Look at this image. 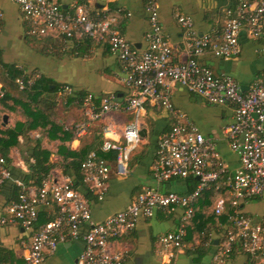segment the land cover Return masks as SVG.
I'll return each mask as SVG.
<instances>
[{
    "label": "built area",
    "instance_id": "2783aa9c",
    "mask_svg": "<svg viewBox=\"0 0 264 264\" xmlns=\"http://www.w3.org/2000/svg\"><path fill=\"white\" fill-rule=\"evenodd\" d=\"M12 1L21 11L29 36L41 38L53 34L64 41L105 43L124 73L122 81L127 93L123 101L114 94L96 97L87 93L76 98L86 116L74 125L76 136L86 134L93 122L109 113L124 111L131 117L120 140L110 138L112 124L104 123V138L99 148L89 151L82 159V183L92 195L101 199L106 193L111 169L119 176L128 173L131 154L142 139V118L149 107L166 111L172 120L169 129L156 142L153 177L158 182L196 179L195 187L186 194L143 188L123 210L100 223L92 221L89 200L68 176L52 171L37 186H22L17 181L21 185L20 193L0 214V227L17 223L33 230L30 240L23 243L21 264H41L59 244L79 237L83 249L75 264H121L122 256L111 250L110 241L134 230L139 217H150L155 209L170 211L176 207L182 209L178 225L173 231L160 235L157 242L161 249L179 250L184 245L197 199L210 189L217 191L212 206L214 214H226L229 221L220 249L212 256L213 262L226 264L237 250L252 261L263 255L264 222H252L240 210V203L264 193V71L243 91L232 76L215 74L211 67L200 63L198 57L206 52L219 58L238 56L242 30L251 38H264V0H231L222 28L201 36L195 32L190 17L177 15L183 29L186 57L180 62L173 61V50L162 30L157 0H144L148 30L144 33L142 50L133 47L115 29V16L90 14L80 6L72 12L63 11L53 0ZM40 77L39 72H33L16 78L15 84L19 90H30ZM171 84L184 87L207 104L231 108L233 119L225 126L224 136L230 151L238 158L235 170H229L214 142L173 106ZM4 94L0 83V98ZM67 97H75L74 90L60 85L56 100L61 102ZM109 153L114 154L113 159L103 156ZM0 175V183L10 177L4 167H0ZM42 208L47 209L48 214L52 210L53 217L39 224ZM210 241L209 235L198 244L207 246Z\"/></svg>",
    "mask_w": 264,
    "mask_h": 264
},
{
    "label": "crops",
    "instance_id": "0c3cea01",
    "mask_svg": "<svg viewBox=\"0 0 264 264\" xmlns=\"http://www.w3.org/2000/svg\"><path fill=\"white\" fill-rule=\"evenodd\" d=\"M53 1L63 11L72 12L75 7L80 6L90 14L98 12L115 16V29L137 50L144 48L143 37L148 30L144 0ZM157 5L162 30L173 50V61L180 62L186 57L183 29L177 21V15L190 17L193 20L195 32L201 36L222 28L225 12L231 5V0H157ZM0 12L2 13L0 70L5 66H14L27 73L39 72L45 81H51L54 85H67L81 95L91 93L96 97H102L114 94L120 100L127 93L122 81L124 73L105 43L89 41L75 48L73 40L64 41L53 34L34 39L27 34V24L18 6L12 0H0ZM127 13L130 15L126 16ZM239 44L240 53L236 57L219 58L206 52L198 57V61L211 67L217 75L232 76L240 88L246 91L264 71V38H251L242 30L239 34ZM171 102L198 127L206 138L214 142L220 158L229 170H235L238 167V158L230 151L224 136L225 126L233 119L231 108L207 104L202 98L177 84H171ZM8 103L12 102L0 103L2 128L12 127L16 121L25 120V113ZM39 103L38 107L42 108V101ZM57 104L53 112L50 110L48 119L61 124L63 128L69 125L74 126L86 118L82 106L74 97H67L66 100ZM3 116L7 117L5 124H3ZM130 119V115L124 111L112 112L93 122L86 134L66 140L51 138L38 130H26L23 135L18 136V144L9 149L11 165L27 172L26 150L34 140H40L42 146L50 151L53 161L59 159L56 154L59 148L64 151V147H67L74 152H82L88 148L89 151L93 150L101 144L104 138L102 126L107 122L112 124L110 138L120 140L123 129ZM171 123V117L166 111L150 107L146 109L142 118L146 135L142 137L130 157L128 173L125 176H119L111 169L106 193L101 199L93 195L90 201L93 222L100 223L112 214L123 210L146 187L163 193L178 194H186L192 190V184L186 179L174 178L158 182L153 177L152 165L156 142L159 136L169 129ZM36 134L39 137H35ZM107 155L103 154L104 157H108ZM109 164L112 166V162L109 161ZM53 172L61 173L58 169ZM13 181L14 179H11L0 190V214L4 212L12 198ZM212 206L211 201L200 207V214L193 221L185 237L184 245L179 250L161 249L157 242L160 235L173 231L178 225L182 215V209L179 207L170 211L155 209L152 216L139 217L134 230L110 241L111 250L121 254V264H215L212 260L215 246L228 227L217 217L210 220ZM240 210L249 216L252 222H264V193L243 200L240 203ZM40 213L44 215L40 216L39 224L43 222L41 219L52 216L51 211L48 214L45 208H42ZM204 230L210 232L211 242L215 245L198 244V241L203 239L199 237L200 232ZM32 233L33 230L25 229L17 223L0 227V247L12 252L13 264L22 263L23 243L30 240ZM82 249L83 242L80 237L61 243L52 254L45 257L41 264H75ZM249 262L250 258L241 250H237L226 264H249ZM252 264H264V254Z\"/></svg>",
    "mask_w": 264,
    "mask_h": 264
},
{
    "label": "trees",
    "instance_id": "16d2710c",
    "mask_svg": "<svg viewBox=\"0 0 264 264\" xmlns=\"http://www.w3.org/2000/svg\"><path fill=\"white\" fill-rule=\"evenodd\" d=\"M30 37L35 39L33 36ZM73 42L75 43L76 48L77 46H82L83 43H88L89 41L77 42L74 40ZM32 73L33 72L27 73L14 66H5L4 69L0 70V83H2L5 89V94L2 98H0V103L12 102L8 104L12 107H18V109L25 113V120L16 121L12 127L2 128L0 122V159L3 160V162L0 163V167H4L10 174L9 178L2 179V182L0 183V190L11 179H14L11 184L13 187V195L7 203V206L17 200L21 190V185L37 186L40 184L43 178L47 177L53 170L56 169H58L63 175L68 176L73 182L74 187L78 188L90 202L92 201L93 195L82 183V172L80 169V163L89 152V148L82 152H74L67 147H64V151H62V149L59 148L58 152L56 153L59 159L53 161L51 160L50 151L42 146L40 140H34L29 146H27L26 150L25 162L27 164V172L11 165V159L8 156L9 149L18 144V136L23 135L26 130H38L42 133L48 134L51 138L53 137L60 140H66L67 138L71 139L72 137L76 136V129L73 125L63 128L61 124L55 123L54 121H50L48 119L50 110L53 112L58 105L55 92L57 87L60 85H54L51 81H45L44 78L40 77L30 90L23 91L18 89L17 85L15 84V79L21 76L26 77ZM76 93L77 92L74 91V98H81L84 95ZM125 95L126 94L121 97V101L124 100ZM96 100L98 101V99ZM41 101L43 103V105H41L42 108H40V106L38 107V103ZM57 133H60L61 136L59 134L57 135ZM99 146L93 150L98 149ZM107 156V159H113L114 154L109 153ZM30 159H32V161H30ZM185 179L192 184L193 189L196 184V179L194 177H188ZM17 181L20 182L21 185H18ZM216 195L217 191L210 189L203 192L202 195L199 196L196 201L194 216L187 227L186 235L189 228L192 227L196 216L200 214V207L204 206L207 202L210 203L212 201L213 203ZM41 215L43 216L44 214L39 212V219ZM52 217L53 215L47 217L46 219H41V221L44 223ZM215 217H217L222 224L225 223L227 227H229V221L226 214L216 215L212 210V216H210V220L212 221ZM227 229L228 228H226L224 235L219 239L217 246H215L216 249L214 253L220 249V243L224 239ZM209 235H211L210 232L204 230L200 232L199 237L205 238ZM211 241L209 245H215ZM253 262L254 261L250 260L249 264H252ZM0 264H13L12 252L3 247H0Z\"/></svg>",
    "mask_w": 264,
    "mask_h": 264
},
{
    "label": "water",
    "instance_id": "95a60500",
    "mask_svg": "<svg viewBox=\"0 0 264 264\" xmlns=\"http://www.w3.org/2000/svg\"><path fill=\"white\" fill-rule=\"evenodd\" d=\"M7 122V117L3 116V124H5ZM141 137H144L146 135V129L142 128L141 132H140Z\"/></svg>",
    "mask_w": 264,
    "mask_h": 264
},
{
    "label": "rangeland",
    "instance_id": "374dc122",
    "mask_svg": "<svg viewBox=\"0 0 264 264\" xmlns=\"http://www.w3.org/2000/svg\"><path fill=\"white\" fill-rule=\"evenodd\" d=\"M132 155V154H131Z\"/></svg>",
    "mask_w": 264,
    "mask_h": 264
}]
</instances>
